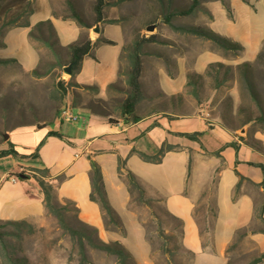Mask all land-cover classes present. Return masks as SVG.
I'll use <instances>...</instances> for the list:
<instances>
[{"label": "rangeland", "instance_id": "rangeland-1", "mask_svg": "<svg viewBox=\"0 0 264 264\" xmlns=\"http://www.w3.org/2000/svg\"><path fill=\"white\" fill-rule=\"evenodd\" d=\"M250 1L255 5L258 0H224L223 2L200 0L198 8L192 15L174 17L168 24L165 21V16L169 12L188 9L192 0H107L104 20L97 26L99 23L95 22V0H35L33 5L41 9L39 18L51 13L60 19L74 21L82 30L77 39L79 42L84 41L87 37H93L96 40L99 34L95 31L97 28L99 32L107 28L113 35L122 33L124 47L120 64L121 78L115 83V88L107 89V92L103 91L102 95L99 94V90L77 92L75 105L78 102L84 104L91 108V112L80 106L72 107V110L78 115L79 121L76 123L64 122L59 118V112L67 102L71 104L74 102L71 95L62 98L58 87L59 82L66 80L69 83L71 79V76L64 71L68 65L63 67L65 60L68 59V51L66 49L54 51L45 45L43 37L51 45L56 43V37L51 36L46 27L42 35L39 31L35 32L39 38L29 37L39 54V63L35 69L26 70L18 62L6 66L0 65V150L2 147H6L7 141L4 139V135L8 134V140L11 142L13 134L14 140L11 145L18 153V156L0 159V179L6 175L3 180L5 189L13 192L18 189L31 190L33 187L39 186L35 178L33 181L21 180L19 174L13 176L9 172L19 171L20 168L35 172L45 170L41 158L36 154L47 140L52 139L49 137L50 132L62 134L65 137L64 140H69L71 143L85 145L86 142L92 140V134L97 136L98 140L100 138L98 137L99 127L107 125V122L105 123L102 118L96 117L98 114L99 117L106 116L103 118L111 116L113 120L121 117L120 106L129 92L126 80L130 67L126 57L134 42L142 37L155 35L158 39V42L144 45L142 48L146 53L142 55L144 71L141 82L144 95H154L155 98L159 93L161 97L158 103H160L161 109L173 107L174 102L180 101L193 114L202 110L197 116L202 115L206 119L216 120L229 129L236 128L239 125L238 120L244 116L239 112V106L248 105L250 102L247 92L238 80L235 69L237 65L232 64L242 52L238 55L227 52L211 41L175 30L171 25L188 29L210 28L211 26L226 27V24H231V21H234L235 8L243 5L249 7ZM29 3V0H3L6 7L10 8L15 5L7 15L1 18L0 24L16 15L17 5L21 4L24 9H27ZM233 4L236 5L233 6ZM70 6L81 15L91 29L79 25L71 16ZM227 7H230L231 13L227 11ZM250 7L253 10L255 6ZM111 21L114 23L111 24ZM153 24H157V28L150 33L147 31V27ZM250 24V30L256 32L257 29L264 27V0H260L258 3L257 16L255 19L252 18ZM57 27L63 35L68 31L70 33L68 37L75 35L77 38L78 36V33L73 31L72 25L67 22L59 23ZM14 28H6L5 36L10 29ZM20 36L23 37L22 32H11L9 35L11 47L5 52V56H13L16 54V49L21 51L17 55L23 56V39ZM112 49L113 47L108 45L99 47L98 55L102 65L93 64L95 69L107 71L113 59L110 56ZM262 50L263 44L260 52ZM204 53L210 55L208 60L212 61V64L214 62L215 64L223 63L224 67L209 68V64L207 65L205 72L201 74L203 75L202 80L197 82L199 99L191 94L195 86L193 79L191 80L192 86H187V90L183 91L185 99L179 98V96L164 97L160 88L161 85L164 86L162 77L164 78L165 75L161 74L160 77H157L153 72L156 70L159 73L164 70L169 77L174 76L175 73L177 76V59H182L188 54L193 68L199 56ZM257 60L259 59L256 57L252 61L254 64L253 80L258 93L264 96V58L258 62ZM231 67L232 69L228 70ZM152 74L155 77H152ZM93 113L96 116H93ZM155 122H159L161 125L158 129L160 150L168 147L166 144L163 146L164 143H162L165 140V135H169L171 142L174 140L172 135L168 134L171 126L179 129H196L200 123L205 125L200 118L171 121L164 117L156 118ZM171 122L172 124H170ZM42 125L45 127L41 128ZM251 130L264 131V126L252 125ZM30 134L31 136H29ZM35 135L39 142L35 148H31L33 141L30 140V137L32 139ZM64 140L57 141L66 145L67 142ZM13 179H16V184L12 183ZM136 196V194L133 195L132 203L145 228V239L150 254L148 256L144 251L137 253V259L134 257L135 264H194L193 255L185 251L181 244V224L169 218L165 210L159 208L158 204H153L150 208L140 203ZM61 204L67 207L65 221L76 229L84 228L80 223L76 207L70 203L63 202ZM205 207L206 204H202L196 211L198 222L204 230L209 228V222H212L213 217L211 210ZM31 225H25L20 229L9 225L4 229L9 234L5 236L7 249L4 250L0 244V264L5 263V255H10L18 264H120L117 256L94 249L89 245L86 246L85 251L87 259L83 260L78 240L71 237L61 226L58 218L52 214L47 213V216L38 224ZM263 227V223L257 218L250 230L256 231ZM107 228L116 229V226L110 224ZM128 230L130 232L129 241L139 246V231L130 223H128ZM241 233L236 236L235 241L228 249L226 264H250L258 256L252 242L240 239ZM134 262L128 261V264H134Z\"/></svg>", "mask_w": 264, "mask_h": 264}, {"label": "crops", "instance_id": "crops-1", "mask_svg": "<svg viewBox=\"0 0 264 264\" xmlns=\"http://www.w3.org/2000/svg\"><path fill=\"white\" fill-rule=\"evenodd\" d=\"M259 2L260 0L254 5L250 1L249 7L238 5L239 8L234 10V21L226 24V27H210L216 33L243 45L244 50L233 65L254 61L262 48L264 27L257 29V32L250 30V21L257 16ZM250 6H255L254 11ZM39 9L40 7L30 16V28H14L6 33L4 40L6 47L0 49V58L16 59L24 69H35L39 63V54L29 39V32L42 21L51 20L62 47L78 41L82 30L74 21L60 19L51 13L39 18L41 12ZM64 22L72 25L73 31L78 33L77 38L75 35L68 37L70 35L68 31L65 35L59 31L57 24ZM12 31L22 32L23 37L20 36L23 39L22 57L17 55L21 53L18 49L13 56H5V52L11 47L9 35ZM100 35L114 42V45H108L113 47L110 55L113 59L107 71L95 69L94 65H102L98 52L99 47L105 44H100L95 49L97 60L91 57L84 58L80 72L70 77V82L79 86L72 87L68 92V96L71 95L74 101L73 108L80 106L91 112V108L84 104L78 102L75 105L76 93L85 90L82 87H96L102 95L103 91L107 92L110 84L121 78L124 36L122 33L113 35L107 28L99 32L96 38ZM92 38L90 39L95 41V38ZM209 58V54H201L193 68L188 54L182 59H177V76L175 73L169 77L164 70L159 73L155 70L153 74L157 77L165 75L162 77L164 86L161 85L160 88L164 97L179 96L185 99L183 91L187 90L188 75L192 72L203 74L207 65L212 64ZM153 74L152 77H155ZM157 95L154 98V95L145 94L136 105L135 113L139 119L136 123L126 124L122 116L113 120L111 116L103 118L106 116L99 117V114L96 116L93 113V116L107 122V125L99 127L98 140L97 136L92 134V140L82 145L64 140L62 134V139L51 137L52 139L47 140L37 153L45 170L35 172L20 168L19 171L9 173L13 176L25 173L30 175V178L25 180L33 181V175L39 176L46 171L49 176L47 181L54 186L57 200L61 203H72L78 209L79 220L96 228L100 239L106 243L120 242L135 258L137 253L142 251L149 256L145 228L132 203L128 182L125 176H120L118 172V161L122 159L126 162V168L145 186L147 196L153 199L159 208L165 210L169 218L181 224V244L185 251L193 255L194 264H226L228 248L241 229L248 231L244 240L252 242L258 254L263 253L264 234L260 229L252 231L250 228L257 219V210L264 209V131H252V125L242 130H229L216 120L206 119L202 115L197 116L202 110L195 114L189 112L190 109L180 101L174 102L173 107L161 109L158 103L161 96L159 93ZM181 109L186 112H180L183 111ZM164 117L171 121L200 118L205 125L200 123L196 129H179L171 126L168 134L172 135L174 140L171 142L169 135H165L162 142L163 146L166 144L171 150L165 151L161 162H147L142 155L156 157L161 151L158 141V129L161 125L155 122V119ZM40 127L44 128L45 125ZM196 133L199 134L197 140L186 136ZM36 136L32 139L30 137L33 141L31 148H35L39 142ZM11 138L13 141V134ZM57 140H64L67 144L59 143ZM6 141V147L2 149H8L12 142ZM14 150L16 151L15 148ZM92 161L101 169L109 203L119 216L125 233L119 229H108L100 205L90 199ZM5 176L0 179V220H26L30 224H38L48 213L40 187L11 192L6 190L3 184ZM12 183L16 184L17 181ZM239 183L240 186L237 187ZM202 204H206L205 208L215 213V216L212 215V222H209L208 232L204 234L201 232L196 213ZM128 223L139 231V246L129 241Z\"/></svg>", "mask_w": 264, "mask_h": 264}, {"label": "trees", "instance_id": "trees-1", "mask_svg": "<svg viewBox=\"0 0 264 264\" xmlns=\"http://www.w3.org/2000/svg\"><path fill=\"white\" fill-rule=\"evenodd\" d=\"M29 1L30 3L27 9H24V7H22L21 4L17 5L16 15L7 21H3V23L0 24V49H3L6 47V44L4 42L6 28H10V27L30 28L31 27V23L29 19H30V16L35 11H37L38 6L36 7L35 5H33V2L35 0H29ZM199 1L200 0H192V4L188 9L169 12L167 16H165V21L168 24H170L171 19L174 17L192 15L195 12V10L198 8ZM219 1L223 2L224 0H219ZM14 5L10 8L6 7V5L3 4V0H0V21L4 15H7L8 12L11 11ZM106 6H107V0H95L94 12H95V22L97 24L103 22ZM70 10H71V16L79 23L81 27L91 29V27L83 20L81 15L72 6H70ZM227 11L231 13L230 7H227ZM21 20L23 21L20 22ZM113 23L114 21H111V24ZM45 27L47 28L51 36L56 37L55 45H51L43 37L45 41V45L51 47L54 51L64 50V49L68 51V59L65 60V64H63V67L67 65L71 66V69H72L71 77H74L77 73L80 72L82 68V63L85 57H91L92 59L97 60L94 54V51L95 49L98 48L100 44L114 45L113 41L106 39L100 35L95 41H92L90 38H86L82 42L75 41L69 44L67 47H62L60 45L56 30L51 20L42 21V22L37 23L34 27L31 28V31L29 32V37L33 39L39 38L36 36L35 32L39 31L40 34L42 35ZM171 27H173L175 30L182 31L184 33H189L197 37L203 38L205 40L211 41L214 44H216L218 47L222 48L223 50L227 52H233L236 55H238L244 50V47L242 44L235 42L223 35H220L216 33L215 31H213L212 29L207 28V27H195L191 29L183 28V27H175L173 25H171ZM156 42H158V39L155 35H150L148 37H142L134 42V44L132 45L131 51L127 54L126 58L129 63L130 69L127 72L126 83L129 87V92L120 106L121 116H122L123 121L126 124L136 123L137 121H139L135 113V109H136V105L144 98L142 82H141V75L143 71L142 55L144 53L142 48L144 47V45L153 44ZM262 58H264V41H263V50L257 56V59H259L257 60V62L260 61V59ZM13 62H17V60L0 58V65H3V66H6ZM219 67H224V64L214 63V64L209 65V68H219ZM253 68H254V64L252 62H246V63L239 64L235 68L238 74V80L240 84L243 85V88L247 92L250 102L248 105L239 106L238 108L239 112L243 114L244 116L238 120L239 125L236 128H233V129L227 128L229 130H242L249 125L264 126V96L258 93V91L255 88L253 74H252ZM231 69L232 67L229 68L228 70H231ZM33 73H36V71H33ZM188 78L189 79H188L187 86H192V81H191L192 79L195 81V86L193 85L194 88L192 89L191 94L199 99L197 82L202 80L203 75L192 73L188 75ZM115 86H116L115 83L110 84L108 86V89H113L115 88ZM58 87L61 91V95L63 98L66 95H68V92L71 91L72 87H79V86L72 82H69V83L59 82ZM82 88L85 90L98 91L96 87H82ZM186 136L192 140H197V136H199V134L196 133V134L186 135ZM49 137H55L58 139L63 138V136L58 132H50ZM167 150L168 151L171 150V147L168 146L166 148H162L161 152L156 157H149L146 155H142V157L147 162L159 163L161 162L162 157L165 151ZM8 156H18V153L14 150V147L11 144H9L8 149L0 150V159L8 157ZM91 166H92V171H91L92 191L90 194L91 201L96 202L100 205L102 211L105 214L106 226L113 224L116 226V229H119L123 231V233H125L124 226L119 216L117 215V213L115 212V210L112 208V206L109 203L107 193H106L104 183H103L101 169L99 165L96 162L92 161ZM118 172L120 176H125L128 182V185H129V192L132 196V199H133V195L136 194L137 195L136 199L140 203H143L150 208H152L153 204H156V202L153 199L147 196L145 186L141 183L139 178L134 173H132L130 170L126 168L125 160L119 159ZM19 176L21 180L30 178V175H26L25 173H21ZM33 177L37 180L39 187L42 190L47 212L49 214L54 215L56 218H58L61 226L65 229V231H67L71 237L76 238L78 240L83 260L87 259L85 251H86V246L89 245L94 249L105 251L109 254L117 256V258L120 261V264H128V261L134 262V257L123 244H121L118 241L112 242V243L104 242L102 239L99 238L98 230L96 228L90 225H87L81 221L80 223L84 227L82 229H76L72 227L71 225H69L65 221L67 207L66 205L61 204V202L57 200L54 186L50 182L47 181V178L49 177L48 173L45 171L44 173H40L39 176L33 175ZM239 186H240V183L237 187ZM64 203H70V202H64ZM76 210L78 212L77 208ZM263 211H264L263 208H261L260 210H257V218L264 225ZM213 215L215 216V213ZM9 225L14 226L18 229H20L21 227L25 225L32 226L26 220H19V221H14V220L1 221L0 220V244L4 250L7 249V243L5 240V236L9 234V233H6L4 229ZM208 229L206 228L204 230L201 228L202 234H204L205 232H208ZM260 231L261 233L264 234V227L260 229ZM240 233H241L240 239H244L247 236L248 231L246 229H241L237 232V235ZM10 234L12 235V233ZM4 259H5L4 264H18V262L14 260L10 255H5ZM263 262H264V252L259 253L258 256H256L250 262V264H261Z\"/></svg>", "mask_w": 264, "mask_h": 264}, {"label": "built area", "instance_id": "built-area-1", "mask_svg": "<svg viewBox=\"0 0 264 264\" xmlns=\"http://www.w3.org/2000/svg\"><path fill=\"white\" fill-rule=\"evenodd\" d=\"M64 83H68L66 80H63ZM59 118L64 122H70V123H76L79 121L78 115L72 111V104L70 102H67L60 110L59 112ZM16 179H13V182H15Z\"/></svg>", "mask_w": 264, "mask_h": 264}, {"label": "water", "instance_id": "water-1", "mask_svg": "<svg viewBox=\"0 0 264 264\" xmlns=\"http://www.w3.org/2000/svg\"><path fill=\"white\" fill-rule=\"evenodd\" d=\"M97 26H99V24H98ZM156 28H157V24L149 25V26L147 27V31L150 32V33H152V32H154V31L156 30ZM95 31H96L97 33H99V29H98V28H97ZM64 71H65L66 74H68V75L71 76V73H72L71 66L66 67V68L64 69ZM8 136H9L8 134H5V135H4V139H5V140H8Z\"/></svg>", "mask_w": 264, "mask_h": 264}, {"label": "bare ground", "instance_id": "bare-ground-1", "mask_svg": "<svg viewBox=\"0 0 264 264\" xmlns=\"http://www.w3.org/2000/svg\"><path fill=\"white\" fill-rule=\"evenodd\" d=\"M73 111V110H72Z\"/></svg>", "mask_w": 264, "mask_h": 264}]
</instances>
